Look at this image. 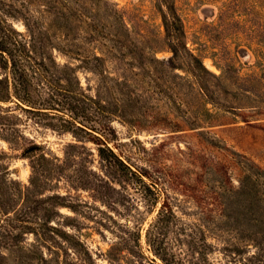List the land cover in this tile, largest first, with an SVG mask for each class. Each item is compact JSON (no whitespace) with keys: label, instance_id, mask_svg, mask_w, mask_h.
Instances as JSON below:
<instances>
[{"label":"rangeland","instance_id":"obj_1","mask_svg":"<svg viewBox=\"0 0 264 264\" xmlns=\"http://www.w3.org/2000/svg\"><path fill=\"white\" fill-rule=\"evenodd\" d=\"M110 1L141 43L142 63L129 54L120 59L104 55L108 71L126 78L121 91L81 68L76 73L79 83L72 77L71 87L80 94L68 95L63 91L68 84L58 78L63 74L60 68H50L32 80V107L15 98L0 101V152L8 154L4 162L10 176L28 184L32 160L40 153L48 157L49 180L44 192L35 195L62 197L64 206L56 207L59 213L51 224L71 236L58 237L59 258L65 264H152L154 258L160 263L145 235L153 229L162 204L168 218L161 234L154 230L152 238H159L171 264H264V232H253L256 243L234 225L237 214L233 212L230 220L220 214L209 188H204L208 179L201 159H193L187 148L190 138L174 131L186 126L193 111L204 114L201 99L212 95L222 107L208 102L214 114L203 121L202 129L235 147L244 138L247 154L264 158V132L250 130L248 138L247 130L236 129L245 126L237 116L238 102L260 107L264 100V0H172L187 50L210 72L224 77L208 83V96H197V101L191 75L184 68L163 67L171 52L157 0ZM13 22L24 31L20 21ZM52 56L60 65L70 60L56 50ZM68 104L76 106L78 115L65 109ZM114 107L125 108L134 123L108 117L106 112ZM92 134L137 176L100 159ZM35 145L40 148L26 149ZM10 203L8 220L0 214V226L17 224L10 219L21 206ZM25 238L31 242L33 235ZM55 248H44L45 255L53 257Z\"/></svg>","mask_w":264,"mask_h":264},{"label":"trees","instance_id":"obj_2","mask_svg":"<svg viewBox=\"0 0 264 264\" xmlns=\"http://www.w3.org/2000/svg\"><path fill=\"white\" fill-rule=\"evenodd\" d=\"M157 5L171 56L166 65L159 58H154V61L162 63L168 71L184 68L194 79L196 101L197 96L200 99L208 96V83L214 85L213 80L216 82L223 79V75L217 76L210 72L197 56L187 50L174 2L157 0ZM15 20L22 23L24 31L15 27ZM130 32L122 13L110 0H0V69L5 70L4 74H0V101L15 98L17 102L32 107L29 104L33 99L32 80L41 70L47 72L50 68H60L63 74L58 78L68 84L63 89L68 95L80 94L71 87L73 78L78 80L76 73L81 68L92 72L101 81H111L119 91L123 90L127 86L125 76L115 77L109 72L104 55L109 53L120 59L129 54L136 61L139 57V63H142L139 55L141 43ZM54 50L70 60L58 64L52 56ZM74 61L77 64H73ZM174 75L180 77L178 74ZM241 94L243 99L252 100L249 94ZM208 97L211 101L201 99L203 105L200 108L205 113L197 114L193 111L186 118V126L174 131H183L184 136L190 138L187 148L192 152L193 159H201L203 173L208 179L204 188H209L220 214L223 212L222 215L229 220L232 219L233 212L237 214L234 225L243 231V236L258 243L253 232H264V158L255 159L248 155L246 151L249 148H244V138L240 141L242 145L235 147L223 141L218 134L213 136L202 129L203 121L214 114L206 107L208 102L219 106L212 95ZM260 103L261 106L258 107L239 101V106H236V109H240L237 116L245 122V126H236V129L247 130L248 138L250 130L264 132V100H260ZM20 107L23 108L21 105ZM65 109L74 116L78 115L73 104H68ZM106 113L110 118L119 117L134 123V116L129 115L125 108L114 107ZM91 139L97 145L100 159L126 175L131 173L137 176V172L104 143L101 137L93 135ZM37 148L40 147L35 145L26 149L34 151ZM6 157L8 154L1 151L0 214L8 220L6 206L11 205L9 202H19L21 209L13 210L15 215L10 219L16 220L17 224L10 228L0 226V264H7V261L11 264H65L59 258L58 237L65 240L71 236L51 224L59 213L56 207L64 206L62 197L58 194L36 197L44 192L45 183L49 180L48 157L40 153L32 160L28 184L10 176L9 166L4 162ZM165 207L164 204L160 206L153 229L148 228L145 235L148 246L160 260L159 263L154 258L152 264H171L159 238L156 235L152 238L154 230L158 235L161 234L163 224L167 221ZM27 234L33 235L31 242L25 238ZM52 246H56L52 251L54 256L47 257L44 248L51 250Z\"/></svg>","mask_w":264,"mask_h":264}]
</instances>
